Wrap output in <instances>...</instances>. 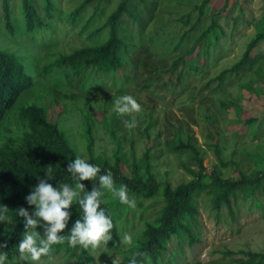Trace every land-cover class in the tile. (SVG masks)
Segmentation results:
<instances>
[{
    "label": "rangeland",
    "instance_id": "rangeland-1",
    "mask_svg": "<svg viewBox=\"0 0 264 264\" xmlns=\"http://www.w3.org/2000/svg\"><path fill=\"white\" fill-rule=\"evenodd\" d=\"M0 0V51L17 57L33 78L0 124V144L7 136L22 138L25 128L18 107L35 100L46 108L77 156L114 163L124 174L150 157L159 183L172 187L198 171L191 143L203 161L204 183L216 170L223 180L242 175L250 184L237 188L229 206L218 208L208 190L193 197L196 206L192 234L199 240L173 239L165 258L177 264H257L264 253V39L252 50L261 55L249 67L234 70L248 44L264 33V0H129L119 20L121 67L114 73L70 67L42 73L43 67L108 38L106 22L121 0H28L34 8V28L26 29L23 0ZM50 1V2H48ZM8 10L10 26L6 24ZM132 95L142 107L137 126H124L128 116L114 110L121 95ZM218 156L226 164L220 167ZM188 168V171L186 170ZM261 174V175H260ZM135 198V206L115 209L105 192L120 236L118 248L89 253V264H115L145 225L161 216L162 197ZM129 210V212H128ZM128 213V220L126 219ZM47 261V260H46ZM263 263V262H262ZM9 264H23L19 260ZM51 264H59L51 261ZM260 264V263H259Z\"/></svg>",
    "mask_w": 264,
    "mask_h": 264
},
{
    "label": "trees",
    "instance_id": "trees-1",
    "mask_svg": "<svg viewBox=\"0 0 264 264\" xmlns=\"http://www.w3.org/2000/svg\"><path fill=\"white\" fill-rule=\"evenodd\" d=\"M23 1L25 26L27 30L32 31L34 28L32 12L35 10L28 0ZM207 1L200 7L199 18H201V8ZM4 2L5 8H7V1L4 0ZM128 2L129 0H121L117 9L109 16L106 22L108 38L102 45L85 47L70 55L62 56L54 63L43 67L41 72L47 73L66 66L73 69L75 74L90 67L102 73L116 72L122 64L120 52L126 49V44L118 37V22L123 14L128 13ZM5 14L6 24L10 26L7 9ZM259 39H264V33L257 35L248 44L242 58L233 66L234 70L249 67L258 62L262 56L253 57L251 52ZM32 86L33 78L23 71L17 57L0 51V124L6 115L18 105L21 95ZM18 117L25 128L22 138L17 140L15 137L7 136L0 144V207H7L9 210L7 215L13 220L11 224L0 223V244L7 242V247L0 251L8 253L9 262L18 260L19 254L16 248L24 233L23 218L16 216L15 212L20 207L26 208L29 213L33 211L34 206H29L25 197L36 186L38 180L48 178L50 179L48 182L53 187H58L61 183H67L74 187L76 183L66 172V168L67 164L72 162L77 155L57 124L49 119L46 108L40 106L35 100H30L18 107ZM180 149L192 154L198 171L193 173L186 168L192 179L176 187H172L167 181L159 183L156 180L147 153L143 156V165L141 167L133 165L129 175L124 174L121 160L118 157L114 163L107 160L97 161L93 158L88 160L89 163L101 169L100 174L111 171L116 185H126L130 196L144 199L154 196L162 197L161 216L153 224L145 225L142 235L117 256L118 261L115 264H130L132 259H135L136 264H177L174 258H165L168 253L167 245L174 238L180 240L178 244H181V240L186 239L189 247L199 242L191 231V225L195 222L197 214L196 206L192 200L194 195L201 190H208V193L213 196L212 201L217 208L221 204L229 206V198L235 196L237 188L246 183L250 184V187L254 184L246 180L244 175L234 182L223 180L216 170L211 172V183L206 184L203 180L207 176L203 173V161L199 157V150L191 143L181 144ZM218 163L220 167L226 166L220 156H218ZM49 166L52 167L51 173H48L46 169ZM262 180H264V175L258 176V182ZM82 183L85 185L86 191H91L92 183L98 184V181H82ZM112 206L115 209L126 207L119 203L118 199L112 203ZM101 207L106 214L111 216L114 223L111 233L112 240L107 247L109 249L118 248L120 236L114 217L104 201ZM71 212L72 216L67 229L62 233L63 235H67L75 220L79 216L81 218L83 216L78 205H73ZM126 219L128 220V213ZM37 231L41 232V235L43 234L41 228H37ZM258 257L260 262L257 264H264V253ZM51 261L59 264L90 263L88 251L80 247H69L67 242L53 246Z\"/></svg>",
    "mask_w": 264,
    "mask_h": 264
},
{
    "label": "clouds",
    "instance_id": "clouds-1",
    "mask_svg": "<svg viewBox=\"0 0 264 264\" xmlns=\"http://www.w3.org/2000/svg\"><path fill=\"white\" fill-rule=\"evenodd\" d=\"M114 110L120 116L131 119L123 121L124 126L133 129L137 126L136 115L142 112L140 103L132 95H121L115 99ZM51 173L52 167L46 168ZM66 172L76 182L74 187L61 183L53 187L50 179H39L36 186L25 197L29 206H34L33 211L20 207L16 216L23 218L24 233L17 246L18 260L23 264H51L52 249L54 245L65 242L72 248H83L90 254L102 251L112 240L114 223L110 215L101 207L102 197L105 192L118 199L122 205L135 206V198L129 195L126 185L117 186L111 171L104 174L101 169L89 163L86 159L77 156L67 164ZM82 181H98L92 183L91 191L85 190ZM78 205L83 213L79 216L67 235H63L72 216L71 208ZM7 207H0V223L11 224L13 220L8 217ZM41 228L43 234L37 231ZM124 241L132 243L130 235L125 234ZM7 247V242L0 244V249ZM47 258V261L45 260ZM0 264H9L7 252L0 251ZM130 264H136L135 259Z\"/></svg>",
    "mask_w": 264,
    "mask_h": 264
}]
</instances>
